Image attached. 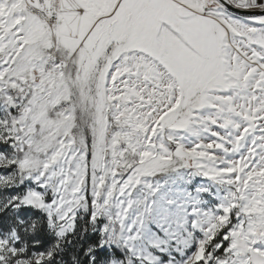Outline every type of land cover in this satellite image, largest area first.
Listing matches in <instances>:
<instances>
[{"label": "snow or ice", "instance_id": "1", "mask_svg": "<svg viewBox=\"0 0 264 264\" xmlns=\"http://www.w3.org/2000/svg\"><path fill=\"white\" fill-rule=\"evenodd\" d=\"M0 264H264V0H0Z\"/></svg>", "mask_w": 264, "mask_h": 264}]
</instances>
